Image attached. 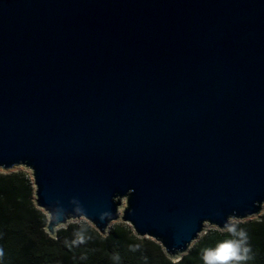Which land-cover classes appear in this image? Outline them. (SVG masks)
Here are the masks:
<instances>
[{
    "label": "water",
    "instance_id": "water-1",
    "mask_svg": "<svg viewBox=\"0 0 264 264\" xmlns=\"http://www.w3.org/2000/svg\"><path fill=\"white\" fill-rule=\"evenodd\" d=\"M55 238L127 224L178 262L264 204V0H0V172Z\"/></svg>",
    "mask_w": 264,
    "mask_h": 264
},
{
    "label": "trees",
    "instance_id": "trees-1",
    "mask_svg": "<svg viewBox=\"0 0 264 264\" xmlns=\"http://www.w3.org/2000/svg\"><path fill=\"white\" fill-rule=\"evenodd\" d=\"M46 222L33 203L29 174L0 172V264H207L205 256L225 243L248 249L247 259L227 264H264V212L226 231L207 230L178 262H171L153 240L136 237L125 223H112L101 236L85 221L72 222L52 238Z\"/></svg>",
    "mask_w": 264,
    "mask_h": 264
},
{
    "label": "clouds",
    "instance_id": "clouds-1",
    "mask_svg": "<svg viewBox=\"0 0 264 264\" xmlns=\"http://www.w3.org/2000/svg\"><path fill=\"white\" fill-rule=\"evenodd\" d=\"M240 236L243 237L244 233L240 232ZM243 244L241 240L240 245ZM239 248V254H237ZM248 249L242 246H233L231 244H221L215 252H209L205 256L207 264H227L229 260L241 261L247 259L246 253Z\"/></svg>",
    "mask_w": 264,
    "mask_h": 264
},
{
    "label": "rangeland",
    "instance_id": "rangeland-1",
    "mask_svg": "<svg viewBox=\"0 0 264 264\" xmlns=\"http://www.w3.org/2000/svg\"><path fill=\"white\" fill-rule=\"evenodd\" d=\"M18 170L25 171V172L28 173L29 176H30L29 171H28L27 169L23 168V167H16V168H14L12 171H18ZM12 171H11V172H12ZM263 212H264V204H263V210H262L261 214H262ZM79 221H83V220L69 221V223H72V222H79ZM111 225H112V223L110 224V226H111ZM209 229H211V228H210V227H207V228H206V230H209Z\"/></svg>",
    "mask_w": 264,
    "mask_h": 264
}]
</instances>
